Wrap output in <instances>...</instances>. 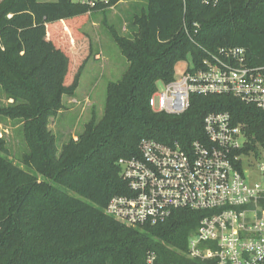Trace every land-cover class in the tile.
<instances>
[{
    "label": "trees",
    "instance_id": "1",
    "mask_svg": "<svg viewBox=\"0 0 264 264\" xmlns=\"http://www.w3.org/2000/svg\"><path fill=\"white\" fill-rule=\"evenodd\" d=\"M96 10L74 0H0V86L8 102L0 124L20 125L26 145L17 158L0 129V264H145L149 251L164 263L189 264L182 253L209 212L180 209L154 226L124 225L105 212L112 197L130 193L119 161L140 157L143 139L185 150L207 142L204 120L213 113L242 127L248 142L236 154L264 147V110L232 95H193L178 116L149 106L181 61L194 71L220 49L243 48L248 66H264V0H147L128 35L108 27L129 66L108 85L102 118L93 110L77 140L59 150L51 120L74 97L93 52L66 55L52 24L62 23L76 47L70 28Z\"/></svg>",
    "mask_w": 264,
    "mask_h": 264
},
{
    "label": "built area",
    "instance_id": "2",
    "mask_svg": "<svg viewBox=\"0 0 264 264\" xmlns=\"http://www.w3.org/2000/svg\"><path fill=\"white\" fill-rule=\"evenodd\" d=\"M74 1L90 12L111 3ZM246 56L243 48H225L194 71L187 66L173 81L159 84L150 108L178 116L190 109L193 95H232L264 110V66H248ZM204 131L208 141H195L188 150L143 139L140 157L119 161L130 193L112 197L105 212L130 227L164 223L180 209L209 212L190 235L182 253L186 262L264 264V147L257 155L236 154L248 138L228 113L209 114ZM145 264L180 263H164L163 256L149 251Z\"/></svg>",
    "mask_w": 264,
    "mask_h": 264
},
{
    "label": "rangeland",
    "instance_id": "3",
    "mask_svg": "<svg viewBox=\"0 0 264 264\" xmlns=\"http://www.w3.org/2000/svg\"><path fill=\"white\" fill-rule=\"evenodd\" d=\"M41 2H55L57 0H40ZM147 5V0H122L115 6H108L96 10L93 14L76 19L70 28L73 37L77 40V46L73 47L69 34H62L60 22L53 23V42L66 55H76V51H92L90 59L86 60L85 67L80 77L79 86L74 97L64 98V109L51 120L50 128L57 136L59 150L70 137L77 140V136L84 130V126L92 117L93 110L99 118H102L107 99V87L112 82H118L128 69V61L121 53L109 26L115 27L121 34L128 35V23L133 15L137 14ZM70 42V43H69ZM74 48V49H73ZM78 56V54H77ZM84 56H81L82 58ZM70 57V56H69ZM70 62H71V58ZM190 61H181L175 67V75L186 69ZM4 92L0 86V106L7 104ZM5 137L9 140L10 148L16 157L26 151L24 134L20 125H14L11 121L0 124ZM23 139V140H22ZM17 160V159H14ZM23 167V166H22ZM252 180L259 179L256 172L251 174Z\"/></svg>",
    "mask_w": 264,
    "mask_h": 264
}]
</instances>
